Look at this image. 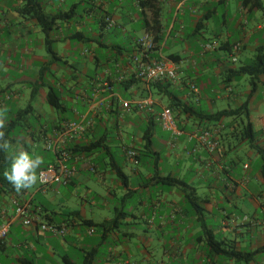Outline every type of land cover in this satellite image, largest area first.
<instances>
[{
  "label": "crops",
  "instance_id": "crops-1",
  "mask_svg": "<svg viewBox=\"0 0 264 264\" xmlns=\"http://www.w3.org/2000/svg\"><path fill=\"white\" fill-rule=\"evenodd\" d=\"M41 1L47 13L72 12L73 17L59 21L48 39L35 19L21 14L25 0H0V108H8L3 129L5 138L13 140L11 146L23 145L22 149L28 152L31 142L41 143L45 152L53 154L55 160L41 165L39 173L49 165L58 164L64 152L69 155V147L107 137L111 127L119 142L129 144H123L122 152L133 168L128 173L123 169L128 177V184L123 185L111 178L116 174L110 166L97 163L103 155H76L72 163L76 172L70 186L76 188L82 176L89 179L94 176L103 185L104 193L103 197L96 195V200L91 199V210L114 207L115 219L96 220L78 211L82 218L97 225L92 227L81 226L78 218L66 223L67 214L36 202L37 195L30 189L17 193L11 185L0 182V227L10 224L9 235L0 245V264H63L65 256L74 264H88L84 260L92 253L95 255L88 258L91 264H264V180L261 176L264 74L254 84L251 82L252 90L246 93L249 99L243 102V95L233 88L235 80H230L226 73L227 62L233 63L234 58L236 62L243 60L242 66L250 65L257 49L264 46V24L258 19L264 10L252 11L241 2L242 19L235 27H210V21L218 18L214 6L224 4L228 8L230 0H149L146 5L142 4L145 0ZM116 1L119 4L115 6ZM113 7L114 12L110 10ZM80 8H83L82 15L78 13ZM105 17L115 21L114 28H107ZM94 25L99 34L98 30L94 32ZM114 29L121 30L119 44H112L106 36ZM187 31H192L196 45L191 46L185 40ZM209 32L215 40L204 36ZM233 33L240 34L239 40H231ZM146 36L155 43L147 60L174 61L178 68L175 81L148 84L136 78L134 59L142 54L137 41ZM207 44L215 48L206 49ZM237 44L240 49L234 51ZM180 46L183 47L180 49ZM213 65L218 67L217 79L223 80L220 90L208 97L212 77L207 71ZM90 66H94L93 76ZM190 71L201 74L205 81L199 83L192 79ZM192 86L197 87V93ZM46 88L59 95L62 103L59 111L48 103ZM170 93L192 103L202 116L246 104L250 120L244 116L232 118L229 123L227 118L209 121L174 111L181 134L165 131L169 137L160 148L163 141L157 139L155 130L150 153L155 159L150 162H156L158 169L145 166L144 171L140 170L143 163L135 166L127 158L126 149L142 147V132L150 114L127 112L122 102L152 96L156 102L153 114L156 126H161L159 114L173 100L166 97ZM39 97L51 107L50 111L45 110L44 104L34 106ZM203 104L207 106L205 111ZM84 119L91 124L82 136L71 138L65 134L67 123ZM248 122L257 132L254 141L243 138L242 130ZM33 127L38 132L31 133ZM205 131L211 132L219 145L214 154L197 139H190L192 134ZM229 138L241 140L240 146L249 148L250 163L243 165L237 156L232 158L238 149ZM106 155L112 160L116 157L115 149ZM242 165L243 171L238 174ZM92 166L96 168L95 174L90 170ZM168 176L195 189L196 207L181 188L160 183V179ZM116 190L123 194L120 199ZM49 191L57 192L56 185L47 189L40 186L38 190L44 194ZM136 196L138 201L132 202ZM30 201L36 221L25 227L16 216L14 203ZM47 215L67 227L65 237L41 230V223L50 222ZM205 231H211L219 241L234 243L238 250L260 252L249 262L240 263L214 256L206 247ZM122 237L128 243L121 242ZM135 239L146 242L160 239L167 247L157 254L147 247H137L133 252L127 244ZM106 242L114 245L104 248Z\"/></svg>",
  "mask_w": 264,
  "mask_h": 264
},
{
  "label": "trees",
  "instance_id": "trees-1",
  "mask_svg": "<svg viewBox=\"0 0 264 264\" xmlns=\"http://www.w3.org/2000/svg\"><path fill=\"white\" fill-rule=\"evenodd\" d=\"M148 1L149 0H145L142 2V4L146 5V3ZM242 5L244 8H249L252 11L264 10V5H263L262 0H242ZM20 12L24 16H28V17H31L32 19H35L38 22L39 26L42 28V31L46 34L47 39H48L51 31L58 24L59 21H68L69 19L73 18L72 12L58 13V14H54V15L47 13L43 8L41 0H25V4L22 7V9L20 10ZM107 18L108 17H105V23H106ZM106 25H107V23H106ZM53 54H54V56H56L55 53H53ZM233 63H236V61ZM226 73H227V76L232 81L237 80L239 77H241L243 75H249L253 79L252 83L254 84L255 83L254 80L258 79V77L260 75L264 74V46L259 47L257 49L256 58L250 65L241 66L238 69L229 68L226 70ZM160 83H162V82H160ZM160 83H156V84H160ZM166 97L171 99V100L173 99L168 108H170L173 112L174 111L179 112L180 114L189 116L191 118H197V119L203 118L205 120L212 121V120H219V119H223V118L237 119V118H242L245 116L250 120V115H249V111H248L246 104H244L243 106H241L238 109L225 110V111L219 112L215 115L202 116L201 112L199 111V109L196 106H194L190 102H185V101L181 100L180 98L177 97V95H173V93L172 94L170 93V94L166 95ZM47 101L56 111H59L62 108V103H61L60 97L53 89H50V91L48 92ZM143 113L150 114L149 122L142 132L143 145L141 148H137V149L128 148V149H126V152L130 149L137 152V158L139 160V163H138V165H135V166H139L140 164L143 163V165L145 164L147 167L151 166L154 169H158V164L156 162H152V163L150 162V161L155 159V156L150 154L151 153V147H152V138H153V136L155 134V130H156L155 116L153 115L154 112L153 113L143 112ZM242 134H243V138L248 137L251 139V141H254L256 136H257V132L254 130L251 122H248V124H246L244 126V129L242 130ZM8 140L10 141V143H12V141H13L10 138H8ZM218 147H219V145H218ZM112 148L113 147L110 144L109 135L107 137L100 138V139H98L96 141H92L90 143H82V144H78V145L69 147L68 152H69V155H71V157L68 160V162H70V164L67 163V167H69V168L73 167L72 163H73L76 155H78V156L79 155L93 156V155L101 154V155H103V157L99 161H97V163H105L106 165L110 166L111 169L115 172L117 179L119 181H121V183L123 185H127L128 184V177L124 173L123 166L121 165V163L118 162L116 157L112 158V160H110V159H108L109 156L106 155V153L110 154V151L112 150ZM217 150H218V148L215 151H217ZM215 151L211 154H214ZM11 157H12V155L9 154L8 151L5 152V151L0 150V182L2 184H4L5 186L11 185L4 178V172L6 170L10 169ZM107 160H109V161L107 162ZM91 168H90V170H91ZM92 173H94V174L96 173V168H95V172H92ZM261 176L264 180V153H262ZM160 183H163V184L170 186V187L181 188L184 191L186 198L191 203V205L196 207L197 201H198V198L196 196V191L194 188L187 185L186 182L179 180L177 178L168 176V177H164V178L160 179ZM70 185H71V182L69 183L68 186H70ZM29 203L31 204V206L33 205L32 201H30ZM32 209H33V207H32ZM65 217H66V221H65L66 223L74 220L75 218H78L81 221V226H85V227L97 226L93 223L92 220H86V219L82 218L81 213L78 211L67 214ZM46 218L49 219V221H50L49 223H51V224H56L59 226L66 227L63 224L55 223L53 218L50 215H47ZM115 224L116 223H113L112 225H115ZM103 226H105V225H103ZM66 229H67V227H66ZM204 236H205L206 247L208 248L209 252L214 256H221L226 260L234 261L237 263L249 262L256 255H258L260 252L259 250L254 251V252L238 250V248L234 245V243H226L225 241L217 240L211 231H205ZM2 242L3 241H0V245H2ZM94 255H95V253L89 254L85 258L84 262L91 264V262H89L88 258H90V256H94ZM63 264H74V263L71 259H69V257L65 256V257H63Z\"/></svg>",
  "mask_w": 264,
  "mask_h": 264
},
{
  "label": "rangeland",
  "instance_id": "rangeland-1",
  "mask_svg": "<svg viewBox=\"0 0 264 264\" xmlns=\"http://www.w3.org/2000/svg\"><path fill=\"white\" fill-rule=\"evenodd\" d=\"M241 2H242V0H230V2H229L230 6L228 8L224 4H221V5L216 4L214 7L216 8V11L218 13V18L215 21L214 20L210 21V24H209L210 27H235L236 22H238L239 20L242 19V15L239 13V8H240ZM118 4H119L118 1H116L115 6ZM87 7L90 8V6H87ZM82 9L83 8H80L78 10V13L80 15L83 14ZM110 10L112 12H114V7L111 8ZM117 15L119 16L118 13H117ZM224 15H226V19H227L226 25L223 23V20L225 17ZM258 19L260 20V23L264 24L263 13H259ZM93 28H94V32L97 33L98 27L95 26ZM120 31L121 30L114 29L109 34H106V36L109 37V40L112 44H119L120 42H122V36H121V34H119ZM85 33H86V31H85ZM99 33H100V31L98 30V34ZM191 33H192V31H187L185 40L188 41L187 43L189 45L194 46V45H196V40H195L194 35H191ZM204 36L210 40H215L213 35L210 34V32L204 34ZM231 37H232V39H231L232 41L239 40L240 34L239 33H233V35ZM182 47L183 46H180V49ZM242 65H243V60H242V62L239 61L236 63H231V61H229L226 63L227 69L230 68V66L234 69H238ZM186 67H187V65H186ZM91 71L92 72L90 74L92 76L95 75L94 66L91 67ZM207 72H208V74L210 73V76L212 77V85L208 89V94H207V96L209 97V94L214 95L213 91L220 90L221 83H222L223 79L222 78H220L219 80L217 79L218 67L216 65L210 66V68L208 69ZM189 75L192 79L199 80V83H202L205 81L203 79V77L201 78V74H199V76H198L197 73H194V71H190ZM252 81H253V79L251 78V76L243 75L232 83L233 88L235 89V92L237 94L243 95V98H242L243 102H246L249 99V96L246 95V93L250 92L252 90V85H251ZM52 82L56 83V81H52ZM201 88H202V86H201ZM46 92H48V88H46ZM213 97L214 96H211V98H213ZM156 98H158V97L155 96V99ZM43 104L45 105L44 106L45 110L47 112H48V110L50 111L51 107L46 102H42V97H39V99L34 102V106H40L41 107ZM202 109L204 111L207 110V106L205 104H203ZM226 120L229 123L230 120H232V118H227ZM244 121L246 122V119H244ZM163 129L164 128L162 126H156L157 139L163 141L162 144H159L160 148H162L165 145V143L169 137V134L167 132H165L166 130L163 131ZM30 132L36 133V132H38V128L33 127L30 129ZM226 134L228 135L229 131H227ZM108 135L111 137L110 144L115 149V154H116L118 162L121 163V165L123 166V169L126 173L130 172L131 168H133V166L129 162H126V160L124 159V156H123V152H122L123 144H127V145H129V144L125 141H123L124 143L122 141L119 142L117 140V134L115 133L114 130H112L111 127H109V134ZM229 140L234 145H236V147L238 149L237 152L232 155V158L235 159V156H237L242 161L243 165L246 163H250V158H249L250 150L248 151L249 148L248 149L242 148L240 146L241 140L237 141V140H232L231 138H229ZM226 142H227V139H226ZM28 146L30 149V153L40 155L44 158V164H47V163L55 160L53 154L44 151L43 144L31 142L30 145H28ZM22 148H23V145L11 146L10 149L8 150V152H9V154L14 155L15 150H21ZM254 164H256V163H254ZM243 165L241 166V170L238 171V174L242 173ZM145 166H146L145 164L144 165L142 164L139 167L140 170L144 171L146 168ZM165 166H166L165 164L162 165V168H164ZM111 178L114 180L117 179V177L115 175H113V177H111ZM107 183L110 185L112 182L108 180ZM56 188L58 190L57 192L49 191L47 194H44L42 192H38V190L40 189V185L37 182L30 189V191L32 193H36V195H37L35 198L36 202L43 204V205H46L48 207L49 206H52V208L55 207L58 210L60 209V210H62V212H63L62 214H64V215L68 214L69 212L80 211V212H83L87 218H94L96 220L115 217V214L113 211L114 210L113 205H111L107 209H102L101 207H94L93 208L94 210H91V205H89V202H91V199L96 200V197H95L96 195L103 197V193H104L103 185L99 184L96 181V177H94V176L91 179L87 178L86 176H82L81 179L78 181V186L76 188L71 187V186H65V185H56ZM88 190H91L94 193L90 194ZM115 192L118 194L119 199L121 198V196H123V194L120 193V191L116 190ZM131 201L132 202L138 201L137 196L134 197ZM120 203L122 205V202H120ZM123 229H124V226H123ZM124 240L125 239L122 237L121 242H127L128 243V241H124ZM145 242H146L145 240L135 239V240H132V242L130 244H127V245L133 250V252L137 247H142V248L147 247L148 250H154L156 252V254L167 247L166 242L163 240H160V239L159 240L154 239V240L147 241L146 243ZM113 245H114L113 242H106L104 245V248H106L108 246H113ZM137 259L140 260L141 258H137ZM165 262H168V260L165 259Z\"/></svg>",
  "mask_w": 264,
  "mask_h": 264
},
{
  "label": "built area",
  "instance_id": "built-area-1",
  "mask_svg": "<svg viewBox=\"0 0 264 264\" xmlns=\"http://www.w3.org/2000/svg\"><path fill=\"white\" fill-rule=\"evenodd\" d=\"M107 28L112 29L116 25L115 21L108 17L106 19ZM137 45L141 48L142 54L139 57H135L136 63V78L147 82L148 84L160 83L163 81H175L177 79L178 68L174 61L161 58L157 61L147 60L148 52L155 49V43L146 36L137 41ZM206 49L215 48L212 44L205 45ZM240 45H236L234 51H239ZM236 59L233 58V62ZM194 92H198L196 86H192ZM156 106V102L152 96H148L136 101H123L122 107L127 112L136 110L138 112H149L153 113ZM159 122L166 131H170L173 134H181L178 127L177 121L173 114V111L166 107L159 114ZM90 122L86 119L82 121H73L66 124L64 127L65 134L71 138L82 136L87 128L90 126ZM190 139H197L201 142L210 153H213L218 148V143L214 140L211 132L205 131L202 134L194 133L190 136ZM212 139V140H211ZM127 158L134 164L138 165L139 160L137 158V152L134 150H128L126 152ZM69 155L63 153L61 160L58 164L49 165L39 171V184L42 189H47L53 185H65L68 186L71 182L76 169L74 167H67ZM91 172H95V168H91ZM16 216L21 218L25 227H30L36 221V217L32 215V206L29 202L18 203L15 202ZM40 228L42 231L53 234L58 237H64L67 234L66 227L59 226L51 223H41ZM10 232V224H5L0 227V241H5Z\"/></svg>",
  "mask_w": 264,
  "mask_h": 264
},
{
  "label": "clouds",
  "instance_id": "clouds-1",
  "mask_svg": "<svg viewBox=\"0 0 264 264\" xmlns=\"http://www.w3.org/2000/svg\"><path fill=\"white\" fill-rule=\"evenodd\" d=\"M7 107L0 108V150L7 152L11 143L5 138L3 129L6 126ZM44 164V158L28 152L19 150L11 157L10 170L4 172V178L19 193L22 190L31 189L38 181V169Z\"/></svg>",
  "mask_w": 264,
  "mask_h": 264
}]
</instances>
